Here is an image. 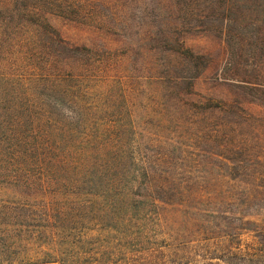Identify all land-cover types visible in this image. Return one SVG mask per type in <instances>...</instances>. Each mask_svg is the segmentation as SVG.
I'll list each match as a JSON object with an SVG mask.
<instances>
[{"label":"rangeland","instance_id":"obj_1","mask_svg":"<svg viewBox=\"0 0 264 264\" xmlns=\"http://www.w3.org/2000/svg\"><path fill=\"white\" fill-rule=\"evenodd\" d=\"M55 1L63 5L73 2ZM115 1L85 0L80 12L86 10L87 14H78L80 22L58 13L48 16L64 37L94 42L102 47L101 54L104 45L110 47L108 67L72 69L64 59L61 66L51 65L43 49L46 45L37 38L38 32H33L29 25H19L21 18L17 15L4 22L2 18L10 14L0 13V203L7 201L10 188L19 178L37 180L42 187L38 194L44 193L46 200L56 193L82 199L99 193V183L126 189L132 182L134 194L140 200V218L132 229L134 239L129 244L134 264H203L204 258L194 251L201 253L199 246L175 248L186 239L197 243L201 233L193 225V214L182 212L177 215H182L179 221L174 215H165L164 208L159 215V206L143 196L156 194V182L165 183V177L193 190H215L231 171L227 164L246 162V155L227 154L229 136L241 140L245 137L262 160L264 123L252 118L253 125L224 132L217 113L208 110L196 114L191 102H185L182 96L185 80L182 82L166 70L164 48L155 37L160 32H146L158 19L157 7L153 9V5L137 0L128 16L132 22L128 32L117 26L102 32L92 26L101 22L109 25V4ZM155 3L165 5V0ZM143 10L152 12L145 18ZM181 34L188 45L210 52L213 59L212 65L194 81L195 91L190 98L228 92L229 85L214 77L215 69L221 67L226 56L217 33ZM127 35L140 45L128 56V45L122 43ZM144 47L158 51L145 58ZM233 119L229 112L222 118ZM162 194L165 196V188ZM92 205L94 215L90 224L108 228V221H100L102 205ZM237 222L234 231L238 235L216 231L221 235H216L215 242L227 251L218 249L216 254L222 257L210 258L215 264H239V256L264 248V244L257 242L264 240V223ZM111 225L115 229L103 231L97 240L105 257L117 260L122 256L120 233L115 221ZM231 244H239L240 250ZM64 256L68 259L71 255Z\"/></svg>","mask_w":264,"mask_h":264},{"label":"trees","instance_id":"obj_2","mask_svg":"<svg viewBox=\"0 0 264 264\" xmlns=\"http://www.w3.org/2000/svg\"><path fill=\"white\" fill-rule=\"evenodd\" d=\"M140 1L147 6L153 5V9L157 7L155 14L158 19L146 32H160L155 37L164 48L166 70L174 77L181 78L182 82L185 80L182 96L185 102H191V109L196 114L208 110L217 113L224 132L251 126L254 119L264 123V0H165V5L161 6L155 0ZM83 2L85 0H73L63 5L55 0H0V13L10 14L2 18L4 22L17 15L21 18L19 25H29L33 32H38V40L46 45L43 49L49 64L61 66L59 63L64 59L72 69L108 67L112 56L110 47L104 45L101 54L99 50L102 47L98 44L64 37L49 21V14L58 13L73 22H80L78 14H87L86 10L80 12ZM136 2L116 0L109 4V25L101 22L92 26L102 32L113 30L111 26L121 27L128 32L132 27L128 16ZM148 12L152 11H142L145 18ZM181 32L217 33L226 56L221 67L215 69L214 77L220 80L219 83L229 85L228 92L212 93L203 99L190 98L195 91L194 81L212 65L213 59L210 52L188 45ZM132 37L127 35L122 40L124 45H128L127 56L139 45ZM156 51L158 49L144 47L142 54L147 58L155 55ZM227 112L233 113L232 121L222 120ZM252 135H256V132H252ZM242 139L229 136L225 147L227 154L246 155V162L227 164L231 171L217 183L215 190H193L165 177V183L156 182V194L143 196L159 206V215H162L164 208L165 215H174L179 221L182 215L177 217L178 214H193V225H197L201 233L196 238L197 243L192 244L186 239L175 248L187 250L199 246L202 252L194 251L204 258L203 264H215L210 258L222 257L216 254L218 249L223 248L215 242L218 241L215 237L228 233L238 235L239 232L234 231L238 220L255 225L264 223V157L261 160L253 149L254 145L247 144L245 137ZM96 183L94 181V185ZM99 185L102 190L95 196L87 195L81 199L56 193L46 200L44 193L38 194L42 187L37 180L19 178L10 188L7 201L0 203V264L47 261H59L60 264H134L129 244L134 239L132 229L140 218L137 209L140 200L134 194V184L129 182L126 189H119L112 183ZM163 188L165 196L162 194ZM94 202L102 205L100 212H103V218L100 221H108V228L90 224ZM246 216L253 219H245ZM114 221L120 233L119 248L122 254L117 260L106 258L105 250L101 249L97 240L103 231L115 229L111 225ZM257 242L264 244V240ZM231 247L240 250L239 244H231ZM66 253L71 255L70 258L66 259ZM247 254L239 256L236 263L264 264V248Z\"/></svg>","mask_w":264,"mask_h":264}]
</instances>
